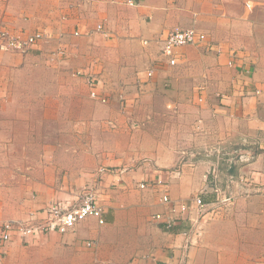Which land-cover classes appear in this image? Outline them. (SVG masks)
Returning a JSON list of instances; mask_svg holds the SVG:
<instances>
[{"label":"crops","instance_id":"obj_1","mask_svg":"<svg viewBox=\"0 0 264 264\" xmlns=\"http://www.w3.org/2000/svg\"><path fill=\"white\" fill-rule=\"evenodd\" d=\"M129 1L133 0H0V29L15 34L45 31L37 47L49 56L43 61L47 67L69 65L74 71L88 51L93 55L87 60L88 71L101 73L96 59L120 51L116 64L106 59L101 74L109 92L105 112L118 128L125 126V113H131L138 101H162L165 81L172 86L168 96L174 101L171 110L163 104L155 111L142 107L146 122L139 143L120 139L124 128L117 139H110L98 125L99 113L89 120L84 117L83 95L90 96L88 85L85 94L82 90L85 77L61 75L62 88L57 91L16 90L20 77L31 85L40 81L41 77L17 74L34 70L37 52L0 51V226L7 221L42 223L48 205L76 206L86 187L97 190L105 217L103 224L88 217L66 232H34L27 237L15 232L0 264H264V54L241 48L239 38L240 30L264 33V14H252L264 0H197L196 25L203 18L208 30L196 29L203 42L180 48L176 66L166 64L159 44L151 40L176 25H189L186 8L175 5L179 0H137L134 5ZM222 2L235 7L224 8ZM212 7L219 8L216 19L210 15ZM103 20L106 26L99 29ZM118 44L122 50H116ZM59 49L65 56L59 54L57 60L52 52ZM232 51H237L235 60ZM13 65L25 66L16 70ZM149 69L154 71L150 78ZM137 87L147 89L136 93ZM118 96L124 99L120 108ZM63 99L69 101H58ZM68 102L74 107L68 108ZM36 106L41 108L37 111ZM163 115L175 117L173 124L161 125ZM37 124L41 125L36 129ZM196 130H203L204 137ZM212 141L217 147L229 142L239 147V166L223 179L217 175L234 200L220 205L216 185L208 184L202 211L182 199L158 211L161 219L151 217L147 199L152 194L142 195L137 188L143 177L171 179L178 195H198L201 188L185 183L197 179L193 168H149L143 173L132 167L136 155L142 149V156L155 158L150 159L153 163L181 162L185 158L180 148L199 143L211 147ZM133 148L140 151L135 155ZM212 168L207 172L215 176L216 167ZM180 204L190 209L180 212ZM171 217L174 222L169 225ZM88 240L94 245L88 246Z\"/></svg>","mask_w":264,"mask_h":264},{"label":"rangeland","instance_id":"obj_2","mask_svg":"<svg viewBox=\"0 0 264 264\" xmlns=\"http://www.w3.org/2000/svg\"><path fill=\"white\" fill-rule=\"evenodd\" d=\"M136 1L137 0L129 1V3L131 5H134V4H136ZM176 3H177V4H175L176 6L180 3L181 7L186 8L185 10H187V11L184 14V18H187V20H192V21L189 25L188 24L187 25H180V24L176 25V26L170 28L169 31H174L176 29H187V28L208 30L207 29L208 27L204 23H202L203 18H201V20L199 21L200 25H198V24L196 25L195 20L200 15L199 10L197 9V6H196V4H199L197 2V0H179ZM222 3H223L224 8H234L235 7V4H229V3H224V2H222ZM252 14H259V15L264 14V3H259L258 5H256ZM210 15L211 16L213 15L214 19L218 18L219 17V8H213L212 7V9L210 11ZM230 20H231V18H230ZM233 20L235 21V19H233ZM104 21L106 22L107 20L100 21L98 23V25H100L104 28L106 26ZM259 21H262V19H255V22H259ZM108 22H110V20H108ZM215 22H217V20H215ZM38 31L42 32L43 37H45V35H46L45 31H43V30H38ZM235 31L236 30H234V32ZM248 31H249V33L247 32V30H244V32L242 33V30H240L239 38H241V39L243 38V40H240L241 44H242V45H240L241 48H243L247 51H250L251 53L252 52H255V53L260 52L261 53V51H263V54H264V33H260L259 31L256 32L255 30H248ZM78 33H79V31H75L74 35L77 36ZM106 37H107L106 35H105V37L103 36L104 39H107ZM161 37H164L163 34H161L159 37H155L151 40V42L153 41V43L155 42V43L159 44L160 57L163 60H165L166 64H168L169 66L178 65L180 58H181L180 57L181 56L180 55V48L187 46V45L176 46V47H174L173 52L166 53L164 50L161 49V46L159 43ZM38 42H36L34 44V46L31 45L32 47L28 48L26 51H24V52L20 51V54H27V53L31 52L32 49L37 52L36 57H35L36 58L35 60H37V61H36V63L33 64V66H36L34 68V70H30L31 68H28V69L22 70L20 72L16 71V73L18 72L17 73L18 75L26 74V75H30V76L41 77L39 79L40 81L38 83L31 85V81L23 82L22 81L23 79L20 77L19 84H16L13 89L17 90L20 88L19 90H24L25 88L26 89L31 88L33 90V88H34L36 90H41V91H43L45 89L44 90L45 92L50 91V90L57 91L60 88H62V84L60 83L61 82V75L64 76L65 78H67L68 75H71L73 77L82 76L83 78L85 77V79L88 78V76L93 77L96 80V84H97V86H99V89L101 88V92L104 95L109 93L107 91L108 90L107 83H105V79L101 77V74L105 70L104 65L106 64L107 60H109L110 62H115V64H116V61H118L121 57V54L119 53L120 51L119 52L113 51V52H110L111 53L110 56L104 55V56H100L96 59L95 63L100 64L102 67L101 73L96 72V71L94 73H92L91 71H88L90 67H87V65H86L87 60L90 61L91 57L93 55L91 52L86 51V52H84V58L82 60L83 65H81L78 69L73 71L72 69H69V65H67V68L66 67L61 68L59 66L47 67L48 64L45 62L43 64V61L47 60L49 58V56L47 57V55H44V50L42 47L41 48L37 47L38 45L41 44L40 42L39 43ZM146 42H150V41L146 40ZM91 44H93V43H90L88 45H91ZM102 44H103V41L99 40L98 41L99 48H101ZM132 45H134V43H132ZM193 45H195V44H193ZM116 46H117L116 50H118V49L122 50V47L120 49L119 44ZM208 46L209 47L212 46V43H210ZM132 50H135L136 52H138L139 47H134ZM232 52H235L233 54L231 53V56L233 57L234 54L236 55L237 51H232ZM46 53H49V51H46ZM52 54L55 56V59L58 57L57 60H59L60 55L65 56V53H63L60 49L58 50V52L53 51ZM236 56H235V59H236ZM72 57L75 58V56H72ZM171 60H173L174 63H172ZM13 66L17 68L16 70H19V69H22L25 65H13ZM229 66L234 67L233 64H229ZM79 70H81V71H79ZM114 70H115V68L113 69V71ZM150 70L151 69H149L148 72ZM148 72H147V75L149 78L152 77V75H154V73L152 75H149ZM49 78H51V79H49ZM105 84H106V86H105ZM87 85H88V83L85 81L82 83V90H83L84 94H85L86 90H88ZM31 86H33V87H31ZM66 86H67V84L65 85V87ZM72 87H74V85ZM146 89L147 88H145V87H140V89L137 87L135 89V91H136V93L137 92L141 93V92H143V90H146ZM161 89L163 90L160 92L161 93L160 97H163L162 101H159L160 99H158V101L155 102V100L152 99L151 103H150L149 101L144 99L145 101H143V100L138 101V104L136 106L132 107V109H130L132 111L131 113H128V114L125 113V115L127 116V117L125 116L126 117L125 118L126 124H125V126L122 124L120 125V128L125 129V130H120L121 134H123L124 136H121L120 139L126 140L127 138H130V141H132L133 143L135 141H138V143H139V141L141 139L143 140L144 136H142V137L139 136L141 131L144 130L143 124H145V122H146V120H143V118L145 116H143L140 113V110L142 109V107L144 109H147L150 111L151 110L155 111L156 109L160 110L162 108V104H163V107H166L168 110H171V106L174 103V101L170 100L171 98L168 96V92L171 93V91H173L172 86L169 85V83L165 81L163 83V85L161 86ZM201 89H204V86H202ZM121 92L123 93V91H121ZM126 93H128V92H126ZM217 93H216V96L218 98L220 97L221 99H225L227 97V95H225L224 93H221L219 95ZM129 94H131V92H129ZM106 97H109V95H106ZM83 99L84 100H82V101H83L84 105H83L82 110H84V115H85L84 117L86 118V120H89L87 118L91 117L90 116L91 114L95 116V114L99 113L100 115L98 116L99 118H98L97 122H98V125L102 129L101 131L104 134H106V137L108 134L110 139L111 138L117 139L118 137H115V136L118 134L120 128H118V125H117L115 119H113V117L110 118L109 116L106 115L107 114V111L105 112L106 104H104L103 102L97 101L96 99H93L92 97L90 98L89 94H88V97H87V95H85V96L83 95ZM52 101L55 102L57 100H55V101L52 100ZM58 101L65 102V101H69V99H66V100L63 99V100H58ZM200 101H203L202 97L200 98ZM117 102H118V107L120 108L122 106V104H124V99H122L121 96H118ZM32 107H33L32 112H35V106H32ZM67 107L68 108L74 107V103L71 104L70 102H68ZM40 108H41V106L39 108H38V106H36L37 111ZM123 112H126V110H123ZM74 117H76V116H74ZM163 118H165V119H163V123L161 124L163 126H166L168 124H173V122H174L173 120H175V117H172V116L167 117V116L163 115ZM112 122H114L115 126H113L111 124ZM175 123H177V120ZM179 123H181V122L179 121ZM40 125L41 124L35 125L36 129L38 127H40ZM191 126H193V124H191ZM35 132H39V131H35ZM193 133H191V135ZM196 133L201 134L199 136L204 137L203 130H196ZM228 133H229V131H228ZM198 134H196V135H198ZM230 136L231 135H229V138H231ZM197 142H198V140H197ZM212 142L211 143L213 145L211 147L205 146V145H202L201 143H199L195 147L194 146L193 147L185 146L184 148H180L181 159L185 158L184 160L182 159L181 162H165V163L163 162L162 164H160V163L156 164V163L151 162L150 159L155 160V158H153L149 155L148 156L147 155L142 156V155H144V153L142 152V149H141V153H139L137 155H136V150L140 151V148H138V149L133 148L132 149V151H134L133 154L135 153V155L138 157L137 159H134L135 161L132 162V164H133L132 167H138L139 171L146 173L149 170V168H153L155 170H163L164 172H166V171L171 172V171L178 170L180 166H186V167H188L189 170H191L192 168L194 169V170L193 169L192 170L195 172L197 179H193V181H192V179L185 180V183L187 185L192 184L193 186L196 184V186L198 188H201V190H198V192H199L198 195H196V194L178 195L176 193V191L174 192V189L172 188V180L171 179L165 178L164 180H157L156 181V180L148 179L146 176L143 177V179L138 181V187L137 188L142 191V195H145L144 192L152 194V196H149L147 199V201L149 202V204L152 208L151 210L153 211L152 214L150 215L151 217L155 218V215L158 211L161 212V210H164L165 207H168V204H164L160 198L162 191L164 192V190L167 191V193L169 194V196L171 197V200L173 202H176V201L183 199L186 202L192 204L197 197L202 198V195L205 194V192H207V191H203V190L205 188H207L208 184H210V185L215 184L217 186V187L215 186V188H214L215 192H216V202H218V203H220V205H222L223 203H229V202H232L234 200V197L232 198V196H233L232 193H230V192L227 193V191L225 189H223L224 180L219 181L217 175H219V177L221 179H223L225 174L232 172L237 166H239L238 164H240V162H242L239 147H234L233 143L231 144L230 142L228 143V146L223 145L222 147H217L218 144H215L214 141H212ZM169 149H172V148L169 147ZM243 149H245V148L243 147ZM189 157L192 158L191 161L186 159ZM146 163H148V164L146 165ZM143 165H146V166H143ZM141 166H143V167H141ZM213 166L216 167L215 171L217 173L215 176H214V173L209 174V172H207V171H210V169ZM102 170L103 169L101 168V171ZM105 170H107V169L105 168ZM211 172H213V170ZM210 175H211V181L209 180V177H208ZM217 181H218V183H217ZM142 184L144 185V187H141ZM213 187H214V185H213ZM96 192H97V190H96ZM204 207H205V202H204V206L202 208L198 207V210L202 211L201 209H203ZM162 212H164V211H162Z\"/></svg>","mask_w":264,"mask_h":264},{"label":"built area","instance_id":"obj_3","mask_svg":"<svg viewBox=\"0 0 264 264\" xmlns=\"http://www.w3.org/2000/svg\"><path fill=\"white\" fill-rule=\"evenodd\" d=\"M99 29H103V27L99 25ZM42 37L43 34L39 31L31 34H15L8 30L0 29V51L24 52L28 48L32 47L31 45L34 46V44L41 40ZM202 42L203 36L193 28L169 31L164 35V37H161L159 41L161 49L166 53L173 52V49L176 46L196 45ZM235 56L236 55L234 54V60ZM171 62L174 63L173 60H171ZM148 74L152 75L153 72L149 71ZM87 83L90 90V97L96 99L97 101L106 103L107 99L101 95V91L99 86L96 84V80L93 77H89ZM112 125L115 126L114 123ZM141 187H144V185L142 184ZM160 198L162 202L167 204L173 202L166 190H164V192L162 191ZM194 203L200 208L204 206V202L201 197H197ZM189 209L190 208L186 204H180V212L188 211ZM173 211L175 212L176 210L173 209ZM44 212L46 213V217L43 222L39 224L24 223L23 221H7L0 226V261L3 258L5 247L11 241L15 232H19L25 237L34 232H66L77 223L88 217L97 218L100 224L105 223L104 209L100 203L99 196L96 190L90 187H86L80 194L79 203L76 206L65 207L60 203L53 202L48 205ZM156 217L161 218L162 216L161 214H157ZM173 222V218H169V225ZM86 244L88 246H93L94 242L92 240H88Z\"/></svg>","mask_w":264,"mask_h":264},{"label":"bare ground","instance_id":"obj_4","mask_svg":"<svg viewBox=\"0 0 264 264\" xmlns=\"http://www.w3.org/2000/svg\"><path fill=\"white\" fill-rule=\"evenodd\" d=\"M193 29H195V28H193ZM4 30H6V29H4ZM196 30V29H195ZM9 31V30H8ZM197 31V30H196ZM198 32V31H197ZM200 34V33H199ZM150 71H152L153 73H154V71H153V69H151ZM90 76H88V78H89ZM88 78H86V82H87V80H88ZM103 96V95H102ZM106 99H107V101L106 102H108V97H106V96H104ZM114 122H112L111 124H113ZM103 169V171L105 170V168H102ZM101 203V202H100ZM162 218V217H161ZM161 218H159V219H161Z\"/></svg>","mask_w":264,"mask_h":264}]
</instances>
